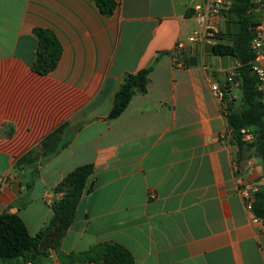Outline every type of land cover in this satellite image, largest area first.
<instances>
[{
  "label": "crops",
  "instance_id": "crops-1",
  "mask_svg": "<svg viewBox=\"0 0 264 264\" xmlns=\"http://www.w3.org/2000/svg\"><path fill=\"white\" fill-rule=\"evenodd\" d=\"M116 2L104 16L91 0H0V214L18 213L35 236L52 218L54 189L91 165L74 221L42 264H67L59 252L105 242L136 264H264V224L244 198L264 184L263 163L247 153L236 164L227 111L212 91L240 64H176L179 44L194 46L200 33L215 45L227 21L198 14L207 0ZM252 14L264 25V0ZM52 37L62 53L43 73L38 56ZM146 69V93L110 119L125 75ZM50 136L59 151L38 177L18 175L16 162L32 150L43 158Z\"/></svg>",
  "mask_w": 264,
  "mask_h": 264
},
{
  "label": "trees",
  "instance_id": "trees-1",
  "mask_svg": "<svg viewBox=\"0 0 264 264\" xmlns=\"http://www.w3.org/2000/svg\"><path fill=\"white\" fill-rule=\"evenodd\" d=\"M104 16H112L118 3L116 0H91ZM255 0H232L231 7L224 13V19L242 24L240 34H229L227 31L218 32L214 39L217 56L235 55L242 63L235 69L234 76L229 74L221 82L224 93L222 99L227 111V120L232 130L231 140L239 149L236 164L240 167L248 156L258 157L263 163L264 183V104L262 92L258 88L259 80L254 73L255 54L250 46L255 32L253 25L258 23L252 11L256 8ZM41 33V31L39 32ZM226 39L227 43L222 41ZM60 43L52 37L48 51L40 52L38 56L39 71L47 73L54 69L61 57ZM151 69L137 74L128 73L123 79L114 100L110 119H117L128 107L133 96L146 93V85ZM229 77L233 81L230 89H226ZM237 82V86L235 83ZM240 86V88H239ZM237 93V94H235ZM251 134L252 140H246L245 135ZM54 136L48 137L42 147L45 149L43 158L35 155V150L28 152L15 164L14 170L18 175L25 176L32 169V179L38 177V166L49 155L59 151L58 145L50 144ZM63 145L62 147H65ZM249 154L248 156L245 154ZM94 173L91 165L80 167L68 174L54 189V199L51 203L52 218L35 236L31 235L26 224L18 213L5 211L0 214V264H42L48 261L49 244L54 250H59L62 241L74 221L76 208L84 193L86 183ZM31 191L34 181L27 183ZM253 209L255 216L264 224V184L253 192ZM60 259L67 264H136L132 254L122 245L114 242L101 243L87 251L64 254L59 252Z\"/></svg>",
  "mask_w": 264,
  "mask_h": 264
},
{
  "label": "built area",
  "instance_id": "built-area-1",
  "mask_svg": "<svg viewBox=\"0 0 264 264\" xmlns=\"http://www.w3.org/2000/svg\"><path fill=\"white\" fill-rule=\"evenodd\" d=\"M263 0H255L256 3H262ZM232 0H207L205 6H197L196 11L200 16L207 17V19L221 17L224 18V13L231 7ZM203 13V14H202ZM205 13V14H204ZM255 37L253 38L250 46L255 54V60H254V73L255 76L259 80L258 88L262 92V102L264 104V25H259L255 28ZM213 35V34H212ZM213 37L208 34L202 35L200 33H197L189 38V42L191 44L198 45L200 48H203L205 45L208 44L210 38ZM212 39V38H211ZM186 48L183 47V45H178L176 48V54L179 55L180 51L184 50ZM176 64L178 66L183 65V61L177 60ZM235 73H232V77ZM232 77H229L228 82L231 84L233 81ZM237 86V82L235 83ZM212 91L215 94V96L222 100L224 97V93L220 86L217 84H214L212 86ZM246 140H252V135L247 134L245 135ZM254 189L246 190L244 192V198L246 200V206L248 210L252 211L253 209V194L252 192Z\"/></svg>",
  "mask_w": 264,
  "mask_h": 264
},
{
  "label": "water",
  "instance_id": "water-1",
  "mask_svg": "<svg viewBox=\"0 0 264 264\" xmlns=\"http://www.w3.org/2000/svg\"><path fill=\"white\" fill-rule=\"evenodd\" d=\"M259 26L258 24L253 25L252 32L255 31V28ZM227 33L232 34H240L242 32V24L240 22H232L228 21L226 23ZM223 44L227 43V40L224 39L222 41ZM182 55V61L186 65L197 66L200 61H204L205 63H212L214 58H218L222 69L227 71L230 68H236L239 64L242 63L241 60L237 59L235 55H223L217 56L215 51V45L207 44L203 48H200L198 45L191 46L188 49H184L180 51ZM230 83H226V89H230ZM240 88V86H239Z\"/></svg>",
  "mask_w": 264,
  "mask_h": 264
}]
</instances>
